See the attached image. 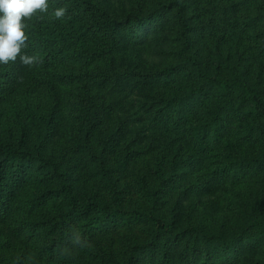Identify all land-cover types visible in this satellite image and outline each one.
<instances>
[{"label":"trees","instance_id":"obj_1","mask_svg":"<svg viewBox=\"0 0 264 264\" xmlns=\"http://www.w3.org/2000/svg\"><path fill=\"white\" fill-rule=\"evenodd\" d=\"M221 2L216 5L220 20L209 26L201 24L191 0H48L47 12L23 21L27 40L22 54L36 62L24 65L18 57L0 64V102L44 89L52 104L47 115L38 117L35 105L24 100L35 129L33 142L26 140L24 129L17 142L0 140V224L14 225L17 237L41 242V255L48 259L64 260L74 232L91 242L99 233L143 224L146 239L128 243L120 258L109 257L106 264H251L249 256L264 247V198L259 195L222 197L238 206L229 231L213 229L206 220L183 226L175 210L168 215L160 211L171 193L180 194L181 204L191 195L209 196L228 180L258 181L264 195V151H248L264 143V82L261 68L257 77L253 69L264 60V0ZM60 7L66 13L56 19L52 13ZM223 40L236 44L226 56ZM161 44L171 45L172 62L151 73H129L124 82L133 80L134 91L153 85L167 89L162 96H148L145 107L150 124L164 129L176 149L169 160L156 159L145 167L154 185L144 176L134 177L137 194L151 208L127 211V190L119 186L118 175L137 153L128 144L121 160L108 165L126 127L103 125L109 109L95 103L88 84L113 82L120 88L119 78L113 80V56L122 47L151 52ZM98 62L108 63L112 73L90 71ZM64 85L71 87L65 100L58 94ZM62 110L77 134L71 145L87 167L72 165L53 151ZM98 135L100 149L94 143ZM233 135L236 141L230 140ZM183 139L194 149L191 154L183 153ZM196 170L200 175L183 185L185 175ZM79 173L101 185L106 196L100 189L78 186ZM218 209L217 201L207 200L205 217L213 218ZM0 264L13 263L0 257Z\"/></svg>","mask_w":264,"mask_h":264},{"label":"rangeland","instance_id":"obj_2","mask_svg":"<svg viewBox=\"0 0 264 264\" xmlns=\"http://www.w3.org/2000/svg\"><path fill=\"white\" fill-rule=\"evenodd\" d=\"M183 2L184 0H178ZM193 5L192 11L200 15V22L203 25L209 26L210 22L220 20V9L216 5H224L221 0H191ZM251 14L254 10L250 11ZM208 32L207 30H205ZM262 32V31H261ZM208 35V34H207ZM208 39L210 37L208 36ZM225 48L224 56L227 52H233L235 43L223 40L221 43ZM247 44H240L241 49L246 48ZM249 46V45H248ZM171 45L167 44L158 46L151 52H145L142 49L134 47H122V49L113 56V80L119 78L121 87L116 88L115 83H110L105 87H99L97 84L89 83V91L93 96L95 103L104 105L109 110L105 113L103 125L109 128H117L121 124L124 125L125 133L118 138L114 152L108 156V165L114 166L121 160L122 152L126 147L136 152L137 155L132 160L128 169L118 175L119 186L126 188L124 210L127 211H147L151 208L149 202L144 201L137 194L133 180L134 177L144 176L150 185H154L155 181L151 174L147 173L145 167L153 166L157 160H164L167 157L169 160L170 154L173 155L176 145L171 144L164 129H156L149 122V117L146 111V104L149 102L148 96H162L167 92V89L161 85H153L144 90H133L134 81L124 82L127 74L141 71L143 73H151L157 67H162L168 62H172L170 56ZM250 48V47H249ZM157 49V50H156ZM252 51V50H251ZM249 55V54H247ZM246 55V56H247ZM262 61V62H261ZM261 66V67H260ZM261 68V81L264 82V60L256 63L254 69L255 76L258 74V69ZM90 71L101 73V75H110L111 67L108 63L98 62L90 68ZM257 77V76H256ZM75 88V87H74ZM74 90V89H73ZM70 86L64 85L62 89H58V94L65 100L69 99ZM75 96V95H74ZM28 100L29 106L35 105L37 116L47 115L51 110V100L48 93L43 89H37L27 97L17 96L14 100L0 102V140L5 141L11 139L12 142H17L22 135L21 131H27L29 138L28 142H33L35 134L34 127L30 122V118L26 111L27 104L24 100ZM32 108V107H31ZM67 111L62 110L60 118L59 132L60 135L55 143L53 151L57 156H64L72 165L81 164L84 167L88 166L86 160L81 153L74 151L70 139L76 138V131L67 121ZM100 135L94 140L97 145ZM231 141H236L235 135L230 137ZM186 155L191 154L194 149L188 144L186 139L182 141ZM255 152L264 151V143L262 146L248 148V151ZM171 155V158H172ZM79 170L77 171L78 175ZM200 175V171L196 170L192 175L187 174L183 178V185H190L196 177ZM86 186L87 188H97L106 196V191L94 180H88L83 173H79L78 186ZM217 189L211 192L209 196H199L198 194L187 197L181 204L180 194L168 195L164 205L160 206V211L165 214H171L175 211L180 215L181 224L196 225L208 222L213 229L218 231H229L233 224L234 212L238 206L229 201H224L223 196L228 194L234 200H250L259 195L261 199L264 195L260 190V183L251 179H243L239 181L228 180L221 182ZM207 200L217 201L219 209L213 212V218L205 217V202ZM175 210V211H174ZM24 215V214H23ZM27 216L22 217L26 219ZM14 225L0 224V257L6 262L13 264H65L66 261L77 264L84 262L85 264H106V259L112 257L118 259L125 252V247L128 243L142 242L147 237V227L139 225L130 230H118L114 233L102 234L99 233L91 242L83 241L81 245H75L73 240L70 241V246L63 251L64 260L59 258L48 259L41 255L39 246L42 244L39 241L32 240L27 236L17 237ZM95 255H99L95 259ZM105 257V260H103ZM251 264H264V247L257 254L249 256ZM248 264V262L243 263Z\"/></svg>","mask_w":264,"mask_h":264},{"label":"clouds","instance_id":"obj_3","mask_svg":"<svg viewBox=\"0 0 264 264\" xmlns=\"http://www.w3.org/2000/svg\"><path fill=\"white\" fill-rule=\"evenodd\" d=\"M47 12L48 0H0V64H8L19 60L24 65H32L36 57L22 54L27 36V25L23 22L35 12ZM66 9L56 8L52 13L56 19L65 16ZM72 240L81 245L82 237L74 232Z\"/></svg>","mask_w":264,"mask_h":264}]
</instances>
